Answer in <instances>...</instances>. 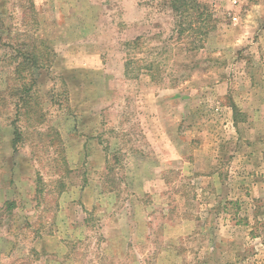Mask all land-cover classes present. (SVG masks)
I'll list each match as a JSON object with an SVG mask.
<instances>
[{"label": "rangeland", "instance_id": "obj_1", "mask_svg": "<svg viewBox=\"0 0 264 264\" xmlns=\"http://www.w3.org/2000/svg\"><path fill=\"white\" fill-rule=\"evenodd\" d=\"M199 1L0 0V264H264V0Z\"/></svg>", "mask_w": 264, "mask_h": 264}, {"label": "trees", "instance_id": "obj_2", "mask_svg": "<svg viewBox=\"0 0 264 264\" xmlns=\"http://www.w3.org/2000/svg\"><path fill=\"white\" fill-rule=\"evenodd\" d=\"M167 1L175 15L182 16V19H189L190 27L193 21H205L207 18V14H205L207 13V8L199 0ZM18 39L19 38H11L12 42L10 47L15 51L11 59L12 61H16L12 75L14 79L20 82V86L12 88L13 92L11 95H17L19 98L20 105H18V108L20 114L27 120L29 119V109L33 108L35 103H33V97L31 95L26 97L24 94L28 93L34 86L40 71L50 65V57L49 52L44 51V49L40 50L39 45L34 43L33 38H23L20 42ZM39 42L41 44L43 41L40 40ZM44 48L46 49L48 46ZM18 94H20V96ZM37 121H39V119ZM12 125L14 128L13 147L16 148L22 139V133L15 123H12ZM52 130H54V128H49V132L57 134L56 131L53 132Z\"/></svg>", "mask_w": 264, "mask_h": 264}, {"label": "crops", "instance_id": "obj_3", "mask_svg": "<svg viewBox=\"0 0 264 264\" xmlns=\"http://www.w3.org/2000/svg\"><path fill=\"white\" fill-rule=\"evenodd\" d=\"M11 124V123H10ZM11 127H12V137H11V142H12V147H13V132H14V128H13V125L11 124L10 125ZM13 149H14V147H13Z\"/></svg>", "mask_w": 264, "mask_h": 264}]
</instances>
